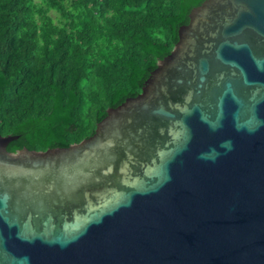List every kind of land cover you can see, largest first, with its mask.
Instances as JSON below:
<instances>
[{
	"label": "water",
	"instance_id": "95a60500",
	"mask_svg": "<svg viewBox=\"0 0 264 264\" xmlns=\"http://www.w3.org/2000/svg\"><path fill=\"white\" fill-rule=\"evenodd\" d=\"M66 147L7 150L0 264H264V0H203Z\"/></svg>",
	"mask_w": 264,
	"mask_h": 264
},
{
	"label": "trees",
	"instance_id": "16d2710c",
	"mask_svg": "<svg viewBox=\"0 0 264 264\" xmlns=\"http://www.w3.org/2000/svg\"><path fill=\"white\" fill-rule=\"evenodd\" d=\"M203 0H0V135L45 150L136 96Z\"/></svg>",
	"mask_w": 264,
	"mask_h": 264
}]
</instances>
